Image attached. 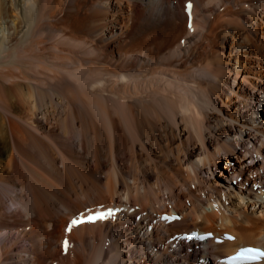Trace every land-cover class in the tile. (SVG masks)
Returning <instances> with one entry per match:
<instances>
[{"label": "bare ground", "instance_id": "obj_1", "mask_svg": "<svg viewBox=\"0 0 264 264\" xmlns=\"http://www.w3.org/2000/svg\"><path fill=\"white\" fill-rule=\"evenodd\" d=\"M247 245L264 247V0H0V264Z\"/></svg>", "mask_w": 264, "mask_h": 264}, {"label": "snow or ice", "instance_id": "obj_2", "mask_svg": "<svg viewBox=\"0 0 264 264\" xmlns=\"http://www.w3.org/2000/svg\"><path fill=\"white\" fill-rule=\"evenodd\" d=\"M103 217H96L95 219H102ZM93 219V218H90ZM80 221L73 220L72 224L75 225L79 223ZM264 257V252H259L255 249H244L240 251L236 256L232 257V261H252V260H258L260 258Z\"/></svg>", "mask_w": 264, "mask_h": 264}, {"label": "rangeland", "instance_id": "obj_3", "mask_svg": "<svg viewBox=\"0 0 264 264\" xmlns=\"http://www.w3.org/2000/svg\"><path fill=\"white\" fill-rule=\"evenodd\" d=\"M232 170H233V167H232ZM217 173V172H216Z\"/></svg>", "mask_w": 264, "mask_h": 264}]
</instances>
